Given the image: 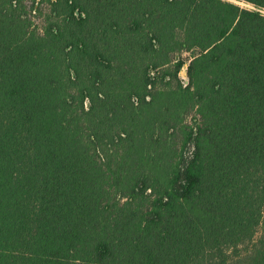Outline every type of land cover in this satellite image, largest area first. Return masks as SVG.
I'll use <instances>...</instances> for the list:
<instances>
[{"label":"trees","instance_id":"obj_1","mask_svg":"<svg viewBox=\"0 0 264 264\" xmlns=\"http://www.w3.org/2000/svg\"><path fill=\"white\" fill-rule=\"evenodd\" d=\"M238 1L0 0V264H264V0Z\"/></svg>","mask_w":264,"mask_h":264},{"label":"rangeland","instance_id":"obj_2","mask_svg":"<svg viewBox=\"0 0 264 264\" xmlns=\"http://www.w3.org/2000/svg\"><path fill=\"white\" fill-rule=\"evenodd\" d=\"M231 1L238 3L241 6L252 8V6L246 2L238 1V0H231ZM164 82H168V83L167 85H161L162 88L178 90V87H180V85L184 86L188 82V78L186 76V66H183L180 69L177 77H174L171 75V73H168L164 79ZM180 116H181V120H183L185 123H188L193 117V112H190L188 115L184 116L182 114V111H180Z\"/></svg>","mask_w":264,"mask_h":264}]
</instances>
